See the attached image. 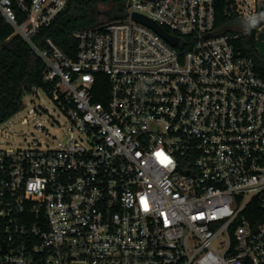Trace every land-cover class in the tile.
Here are the masks:
<instances>
[{"label": "built area", "instance_id": "2783aa9c", "mask_svg": "<svg viewBox=\"0 0 264 264\" xmlns=\"http://www.w3.org/2000/svg\"><path fill=\"white\" fill-rule=\"evenodd\" d=\"M68 2L0 0L71 125L57 148L0 146V264H264V77L216 32L217 0H128L74 33L75 58L34 42Z\"/></svg>", "mask_w": 264, "mask_h": 264}, {"label": "trees", "instance_id": "16d2710c", "mask_svg": "<svg viewBox=\"0 0 264 264\" xmlns=\"http://www.w3.org/2000/svg\"><path fill=\"white\" fill-rule=\"evenodd\" d=\"M127 5L128 0H69L65 10L49 26L41 28L34 42L39 48H45L46 39L51 38L69 57L75 58L77 41L74 33L123 18ZM215 29L219 34H239L236 46L243 55L254 60L256 72L264 77V56L255 46L256 31L249 30L237 14L227 12L221 0H217L215 6ZM12 33V27L0 17V123L23 109L24 95L35 88L48 90L51 87L44 81V62L27 42ZM98 76L106 78L102 74ZM251 221L253 224L258 222L255 218Z\"/></svg>", "mask_w": 264, "mask_h": 264}, {"label": "rangeland", "instance_id": "374dc122", "mask_svg": "<svg viewBox=\"0 0 264 264\" xmlns=\"http://www.w3.org/2000/svg\"><path fill=\"white\" fill-rule=\"evenodd\" d=\"M23 103V109L0 126V146L53 149L70 137L71 125L50 94L33 91L24 95ZM37 121L43 131L37 129Z\"/></svg>", "mask_w": 264, "mask_h": 264}, {"label": "water", "instance_id": "95a60500", "mask_svg": "<svg viewBox=\"0 0 264 264\" xmlns=\"http://www.w3.org/2000/svg\"><path fill=\"white\" fill-rule=\"evenodd\" d=\"M262 12L264 13V2L262 4ZM133 18L136 21H139L149 27H151L153 30H155L159 35H161L163 38H165L169 43L175 45L178 42V39L176 37H174L173 35L169 34L163 27L159 26L158 24H156L155 22H153L152 20L139 15V14H134ZM256 49L258 51V53L261 56H264V30H262L261 32H259L258 36H257V40L255 43Z\"/></svg>", "mask_w": 264, "mask_h": 264}, {"label": "clouds", "instance_id": "9594fccd", "mask_svg": "<svg viewBox=\"0 0 264 264\" xmlns=\"http://www.w3.org/2000/svg\"><path fill=\"white\" fill-rule=\"evenodd\" d=\"M261 19H264V15L262 16L251 15L249 17H246L245 22H246L247 28L250 30L256 27Z\"/></svg>", "mask_w": 264, "mask_h": 264}]
</instances>
